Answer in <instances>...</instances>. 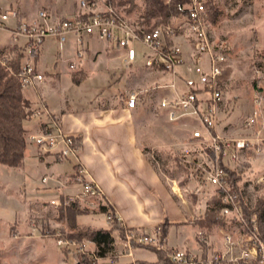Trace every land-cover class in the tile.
<instances>
[{
  "label": "rangeland",
  "instance_id": "1",
  "mask_svg": "<svg viewBox=\"0 0 264 264\" xmlns=\"http://www.w3.org/2000/svg\"><path fill=\"white\" fill-rule=\"evenodd\" d=\"M17 1L38 14L41 9L50 5L48 0H0V8L7 9ZM68 2L70 13L79 9L80 0ZM135 3L136 8L131 14L127 13L126 7H121L122 13L134 25L145 13L146 0H136ZM216 3L220 15L217 22L210 25L211 35L215 41L226 40L232 47L227 61L229 74L223 85L225 105L220 116V132L229 138H258L264 141V103L260 106L254 103L255 93L259 90L264 93V0H217ZM12 24L13 22H10L8 25ZM67 38L68 42L63 47L54 36L46 39L43 45L45 52L42 69L66 73L70 70L68 61L80 62L81 69L89 74L81 86L67 88V78L57 84V87L66 88L65 91L77 107L90 106L92 103L95 106L106 104L110 101L106 98L109 94L118 95L122 92L128 98L132 94H138L137 107L132 113L146 154L164 174L173 173L180 181L183 180L185 174L178 170L174 158L188 157L198 163L202 160V152L192 141V133L197 128L195 123L191 120L171 123L159 108V102L165 92L155 91L153 88L167 85L173 78L152 74L153 72L145 67L147 50L140 44L135 47L137 63L126 67L120 61H109L107 53L110 55L111 52H116L112 46L98 40H92L89 44L86 36L85 44L80 49L85 56L80 61L74 53L72 55L68 52L69 45L75 46V38L70 34ZM87 47L90 52L86 51ZM75 48L77 49V46ZM100 51L102 53H99ZM65 60L67 63L63 62ZM113 71H116L117 82L109 83V72ZM176 81L179 90H183L180 76ZM254 111L260 112L256 124L247 126L246 122ZM156 153L160 154V159ZM226 164L238 175L243 176L240 183L243 201L253 208L260 191V187L256 186L253 180L264 175V153L259 155L254 149H248L240 154L237 164L228 161ZM59 170L55 169L54 172ZM51 171L46 164L43 165L38 159L31 157L25 159L23 165L16 169L0 167V259L3 264H80L74 258L78 252L77 248L60 246L59 239L74 240L84 246L87 254L96 257L97 250L90 241L79 242L69 235L107 228V214L102 213L103 208L97 199L80 200V207L85 209L87 214L75 218L61 217L60 209L44 204L52 199H60L58 194L49 192L46 189L48 186L42 183L43 177L50 175ZM62 178L65 180V176ZM193 179L188 194L192 192L193 195L198 189H202L199 195L205 204L208 195L215 193L214 189L204 184L200 175L196 174ZM78 190L80 191L79 187ZM230 221V231L238 232L237 223ZM172 233H176V228ZM215 234L214 249L215 252H220L223 249L219 248V243L223 245V240L218 233ZM119 240L117 241L120 245L122 242ZM65 250L71 254H67ZM112 253L95 261L110 264L112 257L120 256L123 249L117 248Z\"/></svg>",
  "mask_w": 264,
  "mask_h": 264
},
{
  "label": "built area",
  "instance_id": "2",
  "mask_svg": "<svg viewBox=\"0 0 264 264\" xmlns=\"http://www.w3.org/2000/svg\"><path fill=\"white\" fill-rule=\"evenodd\" d=\"M172 1L166 0L167 3ZM176 11L178 16L172 17L169 22L148 29L134 25L109 0H81L77 17L55 22H50L51 15L47 11H41L39 21L31 23L21 19L17 10H0V33L7 31L12 45L25 48L21 71L23 90L35 89L46 80L36 64L46 39L54 36L62 46L68 42L69 34L75 38L78 47L76 57L80 61L85 56L80 50L84 46V36L123 50L126 67L137 63L135 47L140 44L147 50L145 67L151 72L173 78L167 85L153 88L155 91L166 92L161 97L159 108L171 123L183 120L195 123L197 128L192 133V141L202 152L201 162L194 163L188 157H181V165L190 178L200 175L203 183L214 189L215 193L207 197L206 207L212 198L219 197L221 219L228 222L232 219L230 222L237 223L239 231L234 233L222 228L223 250L204 256L184 250H170L167 237L162 236L161 229L148 234L141 229L125 228L122 226V219L114 212L124 229L123 253L119 258H130L132 264H137L134 250L149 248L166 253L173 264H264V234L258 216L254 214L247 220L242 205L240 183L243 176L226 164V161L237 164L240 154L248 149H254L259 155L264 153V141L258 138H229L219 131L220 116L225 105L222 77L232 50L231 44L226 40L213 39L207 0H181ZM10 22L15 23L14 26H9ZM68 63L71 71L79 69L80 62L73 60ZM179 76L183 81V90H179L177 85ZM137 103L138 94H132L126 100L127 108L131 110L137 107ZM254 103L256 106L264 103V93L260 90L254 95ZM27 111L31 113V118H40L46 112L43 106L28 108ZM259 113L254 111L246 125L256 124ZM28 141L37 148L40 155H55L60 162L74 163L75 183L80 188V194L52 200L50 205L54 209L66 208L85 198L104 199L101 188L89 177L78 160L80 140L77 136L59 129L47 130L31 134ZM225 168L235 172L239 180V191ZM253 181L261 188L264 185V175ZM43 182H47V179L44 178ZM201 192L202 189H198L193 194L198 196ZM200 202L203 203L202 199ZM200 235L201 243L208 246V240L203 234ZM59 245L69 249L75 247L78 252L84 251V246L74 240L59 239ZM92 257L96 261L104 259L94 255ZM110 264H118V260L111 259Z\"/></svg>",
  "mask_w": 264,
  "mask_h": 264
},
{
  "label": "crops",
  "instance_id": "3",
  "mask_svg": "<svg viewBox=\"0 0 264 264\" xmlns=\"http://www.w3.org/2000/svg\"><path fill=\"white\" fill-rule=\"evenodd\" d=\"M48 1L50 5L41 9L40 12H49L50 22L75 18L80 13V4L79 9L72 14L69 12L68 0ZM0 10L4 12L17 10L21 19L31 23L39 21L38 12L32 11L28 6L23 7L19 1L15 5L11 4L7 9L0 8ZM0 35V47L12 45L8 32L2 31ZM2 41L6 42L2 44ZM87 41L89 44L92 42L89 39ZM74 43L77 46L75 40ZM75 46L69 45L68 52L72 55L73 53L76 55L78 51V47L76 49ZM112 48L116 52H111L110 55L107 53L109 61L124 63L125 52L115 47ZM86 51L91 50L87 47ZM44 52L45 48L42 49L36 64L40 73L46 76L45 82L35 89L23 90L24 97L31 104V108L37 109L43 106L46 111L40 118L29 120L28 137L31 134L42 133L46 129L50 131L59 129L64 133L77 136L80 140L78 160L88 172L89 177L99 185L104 195V199L98 200L103 208L102 213H106L105 208L108 203L122 219L123 227L141 229L148 234H153L160 225L169 223L171 226L168 230L167 241L170 250H184L204 256L215 252V240H213L216 237L215 232L221 237L222 228L215 227L208 233L196 224L200 218L204 217L207 207L200 202V195H191L192 192L188 194L190 192L188 188L191 187L194 179L182 171L185 177L180 181L175 174L173 176L169 173L164 174L150 160L140 141L133 110L127 108L128 96L122 92L118 95L109 94L106 98L110 101L106 104L95 106L91 101L90 106H74L73 100L65 91L66 88L57 87V84L67 78L65 83L67 88H75V86H81L89 74L87 75L81 66L77 71L69 70L66 73L43 70ZM63 62L67 63L66 60ZM45 66L48 67V65ZM155 74L163 76L160 73ZM107 80L109 83H116V71L109 72ZM28 137L25 159L28 157L38 159L41 164L47 165L49 171L52 170L50 175L43 177L47 179V182L44 183L42 179V183L48 186L46 189L58 194L60 199L79 194L80 191L75 185L74 163L60 162L55 155H40L37 148L28 141ZM58 168L60 170L54 172ZM64 176L65 180H62ZM50 202L44 204L50 205ZM77 202L81 205L80 201ZM104 214L102 215L105 216ZM110 228L108 223L107 228L92 229V231L110 230ZM174 228H176L175 234L172 233ZM200 234L208 240V246L203 247ZM112 237L114 242L110 255L117 248L123 249L122 243L119 245L117 241L120 239L119 241L122 242L123 239L119 231L112 232ZM90 242L97 250L96 244ZM219 245V248L223 249L222 243ZM158 258L155 250L135 249L134 259L138 262L152 264L158 262ZM131 261L130 258H119L118 264H129Z\"/></svg>",
  "mask_w": 264,
  "mask_h": 264
},
{
  "label": "trees",
  "instance_id": "4",
  "mask_svg": "<svg viewBox=\"0 0 264 264\" xmlns=\"http://www.w3.org/2000/svg\"><path fill=\"white\" fill-rule=\"evenodd\" d=\"M93 1V0H90ZM115 7L121 10V7H126L128 14H131L136 8V0H109ZM217 0H207V8L210 14V24L217 22L220 11L217 7ZM181 0H173L167 3L166 0H146V10L142 15L136 26L147 27L153 29L162 23L169 22L172 17L178 16L176 11L177 4ZM25 56V48L21 45H9L0 47V167L7 166L9 168H19L23 165L26 157L27 137L29 134L28 123L31 119V113L27 111L31 108V104L24 97L22 86V61ZM39 57H37L38 59ZM36 59V60H37ZM229 70L226 68L222 77V83L228 78ZM257 87V86H256ZM47 129L45 130V132ZM50 131V130H48ZM157 158L160 159V154L156 153ZM174 161L178 166L179 171H184L181 160L175 157ZM229 177L233 179L235 188L239 191V180L236 178L235 172L225 168ZM172 174L173 173H169ZM258 198L253 208H249L244 201V213L247 220L254 214H257L262 232L264 234V185L259 189ZM220 203L219 197L212 198L205 210V215L200 218L196 224L210 233L215 227L225 228L230 230L229 222L222 220L220 217ZM107 221L110 224V230L92 231L87 230L77 235H69L70 238L77 239L79 242L88 240L92 241L97 246L96 257L106 258L112 250L114 239L112 232L119 231L120 237H124V229L118 220L115 218L114 210L106 205ZM61 217H76L78 215L87 214L85 209H81L78 202H74L66 208L59 210ZM169 223H164L159 226L162 236L167 237L170 228ZM205 245L203 244V247ZM66 251V250H65ZM71 254L70 251H66ZM158 262L152 264H173L166 253L158 252ZM74 258L80 264H100L96 262L91 255L85 251L75 253ZM118 260L119 255L112 257ZM137 264H151L145 262H138ZM0 264H3L0 259ZM102 264V263H101ZM132 264V263H129Z\"/></svg>",
  "mask_w": 264,
  "mask_h": 264
}]
</instances>
